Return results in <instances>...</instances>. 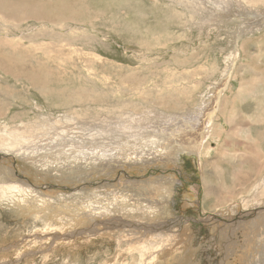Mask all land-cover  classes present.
Returning a JSON list of instances; mask_svg holds the SVG:
<instances>
[{"label":"rangeland","instance_id":"obj_1","mask_svg":"<svg viewBox=\"0 0 264 264\" xmlns=\"http://www.w3.org/2000/svg\"><path fill=\"white\" fill-rule=\"evenodd\" d=\"M261 1L0 0V264L264 261Z\"/></svg>","mask_w":264,"mask_h":264},{"label":"bare ground","instance_id":"obj_2","mask_svg":"<svg viewBox=\"0 0 264 264\" xmlns=\"http://www.w3.org/2000/svg\"><path fill=\"white\" fill-rule=\"evenodd\" d=\"M261 2H264V1H261ZM24 9V8H23ZM22 13V12H21ZM240 99L241 100H243L244 99V97H242V95H240ZM212 114H210L209 115V119H213L212 117ZM261 128H263V130H264V125L263 124H259V123H257ZM251 126V125H250ZM259 126H257V127H259ZM263 126V127H262ZM252 127H253V124H252ZM238 130L239 131H242L243 130V127L241 126V127H239L238 128ZM260 135H264V133H261ZM232 136V135H231ZM233 137V136H232ZM214 138H217V140H218V143H219V151L215 154V160L213 161V162H211V165L213 166V167H216V168H218V167H221V165L222 166H225V165H227V163H226V161H225V159L229 162V160L227 159V150L226 149H224V147H225V145H226V143H227V141H229V136L227 135V136H225L224 138L223 137H221V135L219 134V132H217L216 134H215V136H214ZM264 138V137H263ZM234 139V138H233ZM246 139V141H249V139L248 138H245ZM264 141V139H262L260 136H258V137H256V139H253L252 141H249V143H250V147L248 148V152H246V153H243L242 151L240 152V151H238V153L237 152H234L233 154H234V159L235 160H237V159H243L244 157H248V156H250V157H252V158H254V159H258L260 162H261V165H262V167H264V161L262 160L261 161V157H264V151H263V146H262V142ZM248 144V143H247ZM185 160V159H184ZM205 165L208 167L209 166V163H205ZM253 167H257V165L256 164H253ZM249 168H252V166L249 164ZM213 177L211 178V179H216V177L214 176V173H210ZM213 181V180H212ZM211 188H215V186H213V184H211V185H209L208 186V188H207V186H206V194H207V196L211 193L210 192V190H208V189H211ZM216 193V192H215ZM212 195V194H211ZM210 196V195H209ZM211 197V196H210ZM263 197V196H262ZM208 199V198H207ZM87 226V225H86ZM126 229V228H125ZM112 235H114V234H112ZM157 237H159V236H157ZM155 238V237H154ZM154 238H151V239H148L149 241H151V242H158V240H156V239H154ZM158 245V246H157ZM155 246H157V247H155ZM150 247L154 250V249H156V248H158V247H160V249H161V244L159 245V244H153V245H150ZM164 247V246H163ZM145 252H147V251H151V250H148V249H146V248H144L143 249ZM152 261H154V260H152ZM257 263V262H256ZM261 264H264V261H262V263Z\"/></svg>","mask_w":264,"mask_h":264},{"label":"crops","instance_id":"obj_3","mask_svg":"<svg viewBox=\"0 0 264 264\" xmlns=\"http://www.w3.org/2000/svg\"><path fill=\"white\" fill-rule=\"evenodd\" d=\"M263 117V115H260L259 118ZM258 118H254V121L256 122Z\"/></svg>","mask_w":264,"mask_h":264}]
</instances>
